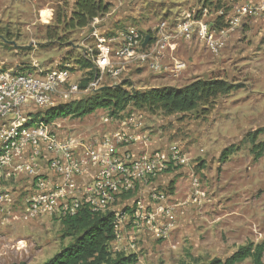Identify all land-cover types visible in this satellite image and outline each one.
Returning <instances> with one entry per match:
<instances>
[{"label":"rangeland","instance_id":"374dc122","mask_svg":"<svg viewBox=\"0 0 264 264\" xmlns=\"http://www.w3.org/2000/svg\"><path fill=\"white\" fill-rule=\"evenodd\" d=\"M243 1L103 0L109 4L108 11L77 28L70 24L75 0H0V69L29 71L35 68L33 64L42 68L68 64L71 80L79 86L90 70L78 63L83 49L95 55L98 42L130 31L144 34L161 20H182L187 13L200 19L203 7L217 19L218 26L229 28ZM231 2L235 7L228 5ZM219 10L222 15L215 14ZM251 17H259L264 23L262 13L242 16L239 24L228 30L218 53L197 42L179 45L176 55L187 64L179 79L141 68H133L129 75L130 84L144 87L141 90L181 87L198 78H222L237 85L229 94L188 112L166 114L133 106L121 112L134 113L153 130L150 134L156 140L155 147L179 141L190 150L196 159L193 171L203 192L194 202L189 177L178 171L155 181L173 200L187 204L178 208L175 233L168 240L152 241L137 264L223 260L241 245L264 244V151L258 158L252 151L254 145L264 142V39L258 40ZM107 116V110L99 109L83 118L61 120L64 126L75 125L85 131ZM230 145L234 151L221 161L222 150ZM20 201L18 198L12 211L21 216ZM72 240L58 219L10 218L0 223V264H41Z\"/></svg>","mask_w":264,"mask_h":264},{"label":"built area","instance_id":"2783aa9c","mask_svg":"<svg viewBox=\"0 0 264 264\" xmlns=\"http://www.w3.org/2000/svg\"><path fill=\"white\" fill-rule=\"evenodd\" d=\"M201 13L200 19L187 13L182 20H161L144 34L130 31L112 36L108 42L97 43L95 55L83 49V58L93 64L94 71L84 88L71 80L68 64L53 68L33 64L35 68L29 71L0 69L1 224L10 218L62 221L83 209L109 213L113 216L110 253L135 254L138 261L152 241L170 239L178 227V208L187 202L173 200L155 181L178 171L190 179L194 190L190 198L195 202L203 196L190 150L179 141L155 147L153 130L134 113L108 114L85 131L64 126V118L47 122L33 115L129 80L133 68L179 79L187 69L176 55L179 45L197 42L218 53L228 30L242 16L264 14V0L238 6L229 28L218 26L206 7ZM141 88L127 86L128 90ZM21 180L26 181L28 191L20 216L12 211L16 196L8 187Z\"/></svg>","mask_w":264,"mask_h":264},{"label":"trees","instance_id":"16d2710c","mask_svg":"<svg viewBox=\"0 0 264 264\" xmlns=\"http://www.w3.org/2000/svg\"><path fill=\"white\" fill-rule=\"evenodd\" d=\"M108 8L109 4L103 0H75L70 24L72 27L83 28L97 15L106 13ZM78 63L80 67L90 69L87 77L79 84L80 88H84L94 76L93 64L83 57ZM129 85L126 79L120 84L103 86L87 97L51 107L43 114L36 113L33 116L49 122L56 118H83L98 109L107 110L109 115H118L127 106L159 109L166 114L183 113L237 88L236 84L222 78H198L181 87L161 86L145 90H128ZM233 151V145L224 148L220 160L223 161ZM252 151L256 158L260 157L264 151V142L254 145ZM112 220V214H93L88 209L62 220L73 240L41 264H137L135 254L110 253L108 243L113 237ZM263 253V243L249 242L239 246L223 260L213 258L208 262L195 261L191 264H238L245 260H250L251 264H264Z\"/></svg>","mask_w":264,"mask_h":264},{"label":"crops","instance_id":"0c3cea01","mask_svg":"<svg viewBox=\"0 0 264 264\" xmlns=\"http://www.w3.org/2000/svg\"><path fill=\"white\" fill-rule=\"evenodd\" d=\"M229 1V0H228ZM243 1V0H242ZM253 1H256V0H253ZM243 2H245V1H243ZM229 4H232V5H234V2H231V3H228V5ZM234 7H235V5H234ZM236 9V8H235ZM233 10V9H232ZM251 19L252 20H250V21H252L253 22V24L255 25V27L254 28H256V30H258V32H256L257 34L256 35H258V40L259 41H261V38L262 39H264V36H262V34L264 35V23L262 22V21H260L259 20V17H251ZM260 28H263V31L262 30H259ZM261 33V34H260ZM26 181H24V180H21L20 182H18V183H13L12 185H9V189L11 190V191H14L15 193H16V197H17V199L19 198V200L21 199V201H22V198H23V196L25 195V193H27V191H28V187L26 186ZM17 199H16V201H17ZM20 201V202H21Z\"/></svg>","mask_w":264,"mask_h":264},{"label":"water","instance_id":"95a60500","mask_svg":"<svg viewBox=\"0 0 264 264\" xmlns=\"http://www.w3.org/2000/svg\"><path fill=\"white\" fill-rule=\"evenodd\" d=\"M147 40H148V36L145 38L144 44L147 42Z\"/></svg>","mask_w":264,"mask_h":264}]
</instances>
